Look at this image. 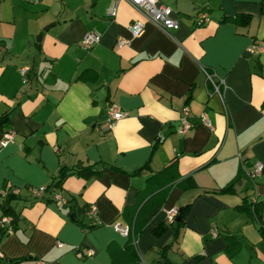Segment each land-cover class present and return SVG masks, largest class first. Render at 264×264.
I'll return each instance as SVG.
<instances>
[{"label": "crops", "instance_id": "obj_1", "mask_svg": "<svg viewBox=\"0 0 264 264\" xmlns=\"http://www.w3.org/2000/svg\"><path fill=\"white\" fill-rule=\"evenodd\" d=\"M159 2L178 27L146 22L132 36L142 16L126 0H0V137L16 133L0 149V217L5 203L15 216L0 264H264V171L248 177L264 164L262 0ZM87 32L100 40L84 49ZM201 67L225 79L222 99ZM111 104L126 115L107 129ZM183 107L192 126L180 134ZM78 164L96 173L64 179L65 205L32 196ZM261 201L257 214L240 208ZM187 204L168 225L165 211ZM115 222L136 234L134 249Z\"/></svg>", "mask_w": 264, "mask_h": 264}, {"label": "built area", "instance_id": "obj_2", "mask_svg": "<svg viewBox=\"0 0 264 264\" xmlns=\"http://www.w3.org/2000/svg\"><path fill=\"white\" fill-rule=\"evenodd\" d=\"M31 2H36L38 0H28ZM128 1L134 8L139 11V13L142 16L141 20H137L134 23H132L129 26V30L132 36H137L142 28L144 27L146 22L153 23L157 25L159 28H161L164 32L169 34L172 30L176 29L178 27V20L172 16V9L164 4H161L159 0H126ZM112 15L115 14V7L113 8V11L111 12ZM209 20L208 14L205 12H200L197 15L196 23L198 26L203 25ZM100 36L97 33L94 32H87L83 36V39L81 41V46L84 49H89L94 44L99 42ZM125 43H128L127 39L120 38L117 41V45H123ZM262 47L258 45L257 43H251V45L247 48V51L249 53H258ZM202 72L206 76L207 81L211 84L212 90L214 93L218 94L219 97L222 99V89L226 87V82L224 78H220L217 76V74L213 71H209L205 67H201ZM21 75H25V69L22 68L20 70ZM23 81H26L25 78H23ZM108 118H107V129L113 128L116 121L121 119L126 115L125 112H122L118 107L114 104H111L108 108ZM190 117V111L188 107H183L181 109L180 114V127L178 129V133L184 134L187 130L191 128V122L189 121ZM202 123H204L207 127L211 128V123L206 116V114H201L199 116ZM16 133L12 128H8L6 131H3L1 137H0V149L5 147L8 143L13 141ZM264 171V164L261 162H254L252 166L248 170V177L251 179H256L262 175ZM46 192L45 186H39V187H32L31 188V194L33 197H41L43 193ZM52 197L55 202H57L59 205H65L67 203V199L60 193L55 192L52 194ZM252 201H255V198L252 199ZM96 209L93 205L89 207L88 214L95 215ZM178 214V210L175 207H171L165 211V221L168 224H173L176 220ZM12 217L10 215H2L0 217V231L4 232H10L13 229V223H12ZM113 228L117 230L119 233H121L123 236L128 237L131 233V230L128 226L122 225L119 222H115L113 224ZM217 231L216 229L212 230V234L216 235ZM134 246H136L137 239L133 237L132 240ZM60 246L61 243H58ZM90 251H86V254H90ZM39 264H47L45 262H40Z\"/></svg>", "mask_w": 264, "mask_h": 264}, {"label": "trees", "instance_id": "obj_3", "mask_svg": "<svg viewBox=\"0 0 264 264\" xmlns=\"http://www.w3.org/2000/svg\"><path fill=\"white\" fill-rule=\"evenodd\" d=\"M261 5L263 6V10H264V0H262ZM234 19L237 22V24L247 25L249 23V21L251 20V16H250V14L240 13V14L236 15V17ZM2 119L0 120V125H2L1 124ZM6 130H4V131H6ZM95 173L96 172L94 170H92L91 166H82L81 164H78L75 169H73V168L71 169V168L63 166L59 169L58 175L54 179V181L49 186L46 187V191H48L50 193H55V189L60 188L61 183L64 181V179L68 175L76 174L79 176L90 177V176L94 175ZM245 201H246V199H245ZM261 203H262V201L261 202H255V203L250 202V203H248V205H246V207L244 205H241L240 208L245 209V210H249V208L253 206L255 214H257L259 205ZM3 209H4V214L13 215V217H15L14 211H13L12 207L9 205V203L3 204ZM85 209H86V207H79L78 211L81 212ZM188 209H189V204L184 205V206L179 208L178 214H177L179 221H177V219L175 220V222L173 223L175 226H177V227L179 226L180 222H182L184 216L186 215ZM74 219L77 220V213H75ZM168 225H172V224H168ZM164 228H165L164 226H158L155 229V234L159 235ZM259 231L261 232V235H264V229L261 226L259 227ZM1 234H4L3 230L0 231V235ZM133 237H135L137 239L136 234L134 232H131L130 235L127 237L129 247L132 249H134V244L132 242Z\"/></svg>", "mask_w": 264, "mask_h": 264}, {"label": "water", "instance_id": "obj_4", "mask_svg": "<svg viewBox=\"0 0 264 264\" xmlns=\"http://www.w3.org/2000/svg\"><path fill=\"white\" fill-rule=\"evenodd\" d=\"M46 28H47V27H45L43 30H45ZM40 36H41V34H39V35L37 36V40H39Z\"/></svg>", "mask_w": 264, "mask_h": 264}]
</instances>
